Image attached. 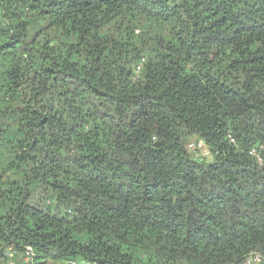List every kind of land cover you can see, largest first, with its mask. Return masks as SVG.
I'll return each mask as SVG.
<instances>
[{"label": "trees", "instance_id": "16d2710c", "mask_svg": "<svg viewBox=\"0 0 264 264\" xmlns=\"http://www.w3.org/2000/svg\"><path fill=\"white\" fill-rule=\"evenodd\" d=\"M20 252L264 264V0H0V264Z\"/></svg>", "mask_w": 264, "mask_h": 264}, {"label": "rangeland", "instance_id": "374dc122", "mask_svg": "<svg viewBox=\"0 0 264 264\" xmlns=\"http://www.w3.org/2000/svg\"><path fill=\"white\" fill-rule=\"evenodd\" d=\"M28 255L29 254H26L25 252L17 253L16 255H13V259L11 262H9V264H29L30 258Z\"/></svg>", "mask_w": 264, "mask_h": 264}, {"label": "built area", "instance_id": "2783aa9c", "mask_svg": "<svg viewBox=\"0 0 264 264\" xmlns=\"http://www.w3.org/2000/svg\"><path fill=\"white\" fill-rule=\"evenodd\" d=\"M138 68H139V67H137V69H138ZM189 146H190L191 148L196 147L194 144H190ZM198 146H199V144H198ZM250 154L255 155V152L252 150V151H250ZM258 159H259V158H258ZM28 250H29V248H28ZM260 261H261L260 256H258V255H254V256H252L251 258H249V259L247 260V264H259ZM71 264H75V262H71Z\"/></svg>", "mask_w": 264, "mask_h": 264}]
</instances>
